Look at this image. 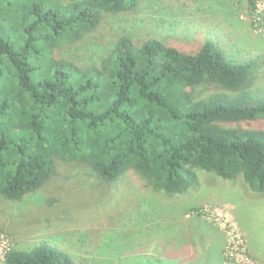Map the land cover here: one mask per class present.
Here are the masks:
<instances>
[{
    "label": "trees",
    "instance_id": "16d2710c",
    "mask_svg": "<svg viewBox=\"0 0 264 264\" xmlns=\"http://www.w3.org/2000/svg\"><path fill=\"white\" fill-rule=\"evenodd\" d=\"M138 0H0V196L22 201L58 175L87 166L106 184L128 172L148 188L182 194L205 171L242 178L264 194V90L258 61H233L213 41L195 53L121 37L98 66L58 59L105 12ZM256 10L255 0H249ZM218 93L202 96L200 89ZM4 264H75L43 242Z\"/></svg>",
    "mask_w": 264,
    "mask_h": 264
},
{
    "label": "rangeland",
    "instance_id": "374dc122",
    "mask_svg": "<svg viewBox=\"0 0 264 264\" xmlns=\"http://www.w3.org/2000/svg\"><path fill=\"white\" fill-rule=\"evenodd\" d=\"M105 12L83 39L56 47L58 59L98 66L130 36L195 53L213 41L236 62L256 60L264 90V0H138ZM202 96L220 92L200 89ZM264 130V121L243 125ZM48 242L75 264H264V194L205 171L182 194L148 188L128 172L106 184L87 166L60 162L58 175L22 201L0 196V264L12 249Z\"/></svg>",
    "mask_w": 264,
    "mask_h": 264
},
{
    "label": "built area",
    "instance_id": "2783aa9c",
    "mask_svg": "<svg viewBox=\"0 0 264 264\" xmlns=\"http://www.w3.org/2000/svg\"><path fill=\"white\" fill-rule=\"evenodd\" d=\"M11 251V250H10ZM6 256V255H5Z\"/></svg>",
    "mask_w": 264,
    "mask_h": 264
}]
</instances>
